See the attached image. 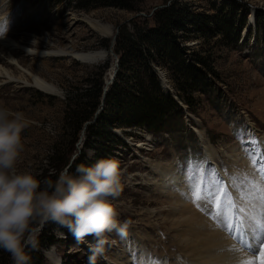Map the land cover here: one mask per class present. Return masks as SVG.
I'll return each instance as SVG.
<instances>
[{
	"label": "rangeland",
	"instance_id": "obj_1",
	"mask_svg": "<svg viewBox=\"0 0 264 264\" xmlns=\"http://www.w3.org/2000/svg\"><path fill=\"white\" fill-rule=\"evenodd\" d=\"M128 1L132 9L102 5H89V9L78 8L87 4L84 0H64L60 3L57 0H0L1 37H9L12 33L10 38L14 42L46 53L105 52L103 59L92 63L80 62L70 55L39 58L24 55L20 51L15 52L21 67L29 69L60 92L58 96H54L34 87H22L15 83L0 84V106L13 113L21 112L31 121L22 133L24 151L18 162V170L30 172L42 182L51 180L48 159L53 146L68 133L63 120L67 90L75 85L88 87V82L81 85L80 82L95 78L94 74L99 71L97 66L109 60V67L102 75L104 88L114 62V57L106 55L109 46L106 48L105 44L108 42L110 45L111 38L114 35L117 37L122 26L130 29L134 22L142 25L145 21L151 27L153 13L172 2L177 7L188 9L194 17L226 13V18L220 24L209 25L212 27L208 36L202 37L199 33L200 25L193 24L189 34L193 37L180 43L186 49L187 59L203 73L209 85L206 91L192 94L190 109L178 100L166 69L153 65L166 90L161 88L180 106L179 114L158 134L152 135L143 129H135L132 134L125 136L121 131L129 129L116 130L125 145L116 147L111 154L104 157L120 163L123 190L113 203L119 213L118 219L129 223L127 232L132 235L130 243L137 250L133 255H125L122 235L112 232L109 234L105 253L97 258L96 264H116L124 256L132 258V264H138V252L152 258L153 253L161 251L155 247L157 243H163L158 233L143 231L141 226L135 224L138 218L129 215L135 210L147 208V203H144L147 199L158 198L162 202L166 200L165 196H159L154 191L153 185L145 184L155 176L145 163L150 161L170 164L177 161L181 176L186 174V169L194 172L200 167H211L215 169L216 178L220 180L217 188L223 186L230 194L228 180L224 176L226 173H221L224 155L229 154L232 149L241 148L242 155L246 154L241 161H245L248 167L251 159L243 150L242 139L249 142L254 137L264 144V0ZM229 13L231 18L227 17ZM87 20L109 26L111 35L102 33L101 28L90 26ZM223 25L229 30L228 38L217 34L210 37L217 28L224 30ZM235 34L236 41L233 42ZM194 53L205 59L211 72L207 66L195 63L192 58ZM17 67L15 64L9 69L15 77H18ZM195 129L202 132V139L194 132ZM241 131L244 133L242 139L238 138ZM84 140L79 148L75 147L72 158L79 159L84 156L90 161L95 156L96 149H86ZM138 143H145L146 146L137 148L135 145ZM207 145L218 153L217 157L210 158L209 152L205 150ZM260 145L262 153L264 145ZM258 176L261 178L260 174ZM149 207L158 208L155 205ZM125 213L129 217H125ZM154 223L159 225L161 221ZM49 228L52 229L53 243L40 249L41 264H88L91 255L89 245L94 243L93 237L89 236L83 242H77L67 228L56 223ZM166 245L169 246L168 243ZM0 264H13L11 255L2 249Z\"/></svg>",
	"mask_w": 264,
	"mask_h": 264
},
{
	"label": "trees",
	"instance_id": "obj_2",
	"mask_svg": "<svg viewBox=\"0 0 264 264\" xmlns=\"http://www.w3.org/2000/svg\"><path fill=\"white\" fill-rule=\"evenodd\" d=\"M63 1L57 0L58 3ZM84 1L87 4L78 8L89 9V5H102L132 9L128 0ZM220 14L194 17L188 9L177 7L172 2L153 13V26L149 27L144 21L142 25L134 22L130 29L125 26L120 28L113 48L119 58L116 76L105 93L101 112L86 126L84 134L85 148L96 149V154L90 161L84 156L74 159L68 169L70 175H78L76 170L79 165L93 166L106 159V155L111 154L116 147L124 146L123 138L117 134L118 131L115 132L117 129H129L121 131L125 136L132 134L135 129L158 134L179 114L180 106L163 91L153 65L166 69L178 100L190 109L192 94L206 91L209 85L203 73L187 59L186 49L180 43L193 37L189 35L193 24L200 25L199 33L202 37L208 36L212 27L209 25L220 24L226 18V13ZM227 17L231 18L230 13ZM223 27L224 30H214V35L210 37L217 34L228 38L229 30L227 26ZM235 41L236 34L233 38ZM108 46L107 42L105 47ZM192 58L195 63L207 66L205 59L198 56V53H194ZM97 67L99 71L94 74L95 78L80 82V85L88 82V87L75 85L66 92L63 120L68 133L53 146L48 159V172L52 181L69 165L84 124L94 119L99 108L103 96L102 75L109 67V60ZM207 69L211 72L210 67L207 66ZM52 224L55 223L46 224L45 230L39 234V250H26L31 257V264H41L40 249L53 243L52 229H48Z\"/></svg>",
	"mask_w": 264,
	"mask_h": 264
},
{
	"label": "bare ground",
	"instance_id": "obj_3",
	"mask_svg": "<svg viewBox=\"0 0 264 264\" xmlns=\"http://www.w3.org/2000/svg\"><path fill=\"white\" fill-rule=\"evenodd\" d=\"M87 21L91 24L90 26L101 28L102 33L111 35L112 30L109 26L98 21ZM11 35L12 33L9 34V37H1L0 33V84L15 83L22 87H34L54 96L60 94L56 87L42 80L30 72L29 69L21 67L16 58V51L39 58L70 55L80 62L88 63L97 62L105 57L103 51L69 54L61 51L46 53L37 49L31 50L14 42L10 38ZM15 64L20 68L17 67L18 77L13 76V72H9V69H12ZM110 73L109 71L106 81ZM194 132L202 139L200 130L195 129ZM260 144L264 145L263 143ZM145 146V143L135 145L140 149ZM205 150L209 152L210 158L217 157L216 154L218 153L211 149L209 145L205 146ZM244 155L246 154L242 155L241 148L240 150L239 148L232 149L229 154H225L221 173H226L224 176L227 178L231 190L228 196L231 197L236 208L243 209L245 214L257 215L264 209L260 207L259 193L253 192L251 185L260 183V186L264 187V182H261L259 176L257 177L260 174L258 169L261 161L259 158L255 166L251 163L250 167H246L247 163L241 161ZM261 155H264V152ZM145 164L150 172L155 175L145 184L150 183V185H153L154 191H157L159 196H165L166 200L162 202L158 198L154 200L147 199L146 202L144 201L148 205L147 208L135 210L133 214L129 213V215L138 218L135 224L141 226L143 231L151 230L158 233L163 243H157L155 247L161 251L153 253L152 258L145 257L144 254L138 252V264H244L245 261L259 251L261 245H264V232H252L241 241L236 234L229 231L225 224L216 217L217 209L214 201L211 202L210 207L207 204L198 207L197 203L193 202L191 191L185 182L186 174L184 176L180 175L181 170L177 165V161L170 164L149 161ZM223 204L225 210L229 213L234 211L228 208L227 199H223ZM150 205H155L158 208H150ZM129 215L125 213V217H129ZM157 220L161 221L159 225L154 223ZM163 230L164 232H162ZM131 237L132 235L128 232L121 236L125 245V255H133V252L137 250L130 243ZM124 257L116 264H132V258Z\"/></svg>",
	"mask_w": 264,
	"mask_h": 264
},
{
	"label": "clouds",
	"instance_id": "obj_4",
	"mask_svg": "<svg viewBox=\"0 0 264 264\" xmlns=\"http://www.w3.org/2000/svg\"><path fill=\"white\" fill-rule=\"evenodd\" d=\"M23 113L0 106V249L13 264H31L27 249L39 250V234L46 224L65 227L77 240L93 237L88 264L105 253L109 234L125 235L114 200L123 190L120 163L102 159L93 166L79 165L78 175L61 171L55 181H41L18 170L24 151L22 133L30 125Z\"/></svg>",
	"mask_w": 264,
	"mask_h": 264
},
{
	"label": "snow or ice",
	"instance_id": "obj_5",
	"mask_svg": "<svg viewBox=\"0 0 264 264\" xmlns=\"http://www.w3.org/2000/svg\"><path fill=\"white\" fill-rule=\"evenodd\" d=\"M244 133L241 131L238 133V138H243ZM243 150L248 154L251 159V163L255 166L260 158L261 164L258 169L261 182H264V155H261V145L254 137L250 142H244L242 139ZM185 182L188 184L192 193L193 202L197 203L198 207L204 204L211 206V202L214 201L215 208L217 209L216 217L220 219L225 227L236 234L237 238L243 241L248 234L252 232H264V211L257 215L251 213L245 214L243 209L236 208L231 197L225 187L217 185L220 184V180L216 178L215 169L209 167L205 169L200 167L194 172H189L187 169ZM209 177H212L210 180ZM252 191L259 193L258 200L260 207L264 209V187L260 186V183L251 185ZM227 197V205L229 209H233L231 213L225 210L223 204V198ZM244 264H264V245H261L259 251L250 257Z\"/></svg>",
	"mask_w": 264,
	"mask_h": 264
},
{
	"label": "water",
	"instance_id": "obj_6",
	"mask_svg": "<svg viewBox=\"0 0 264 264\" xmlns=\"http://www.w3.org/2000/svg\"><path fill=\"white\" fill-rule=\"evenodd\" d=\"M166 7V6H164ZM160 8H163V7H160ZM115 39H116V35H114L112 38H111V41H110V45H109V49L106 53V55H110L112 57H114V62L113 64L111 65V69H110V75L108 77V80L106 81L105 80V86L103 88V96L101 98V101H100V105H99V108L97 109V111L95 112V115H94V119L90 122H86L80 132V136H79V140L76 144V147L79 148V146H81L83 140H84V134H85V129H86V126L90 123H92L95 118L97 117V115L101 112L102 108H103V104H104V97H105V93L107 92L109 86L113 83L114 81V78L116 76V73H117V69H118V62H119V58L113 53V47L115 45ZM117 133V131H115ZM119 133V132H118ZM117 133V134H118ZM74 160V157L71 159L69 165L66 167V169L68 170L69 167L71 166L72 164V161Z\"/></svg>",
	"mask_w": 264,
	"mask_h": 264
}]
</instances>
